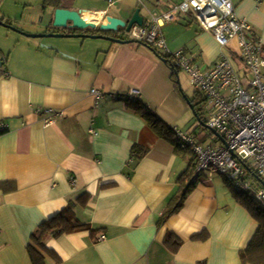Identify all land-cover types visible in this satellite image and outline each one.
<instances>
[{"label":"crops","instance_id":"0c3cea01","mask_svg":"<svg viewBox=\"0 0 264 264\" xmlns=\"http://www.w3.org/2000/svg\"><path fill=\"white\" fill-rule=\"evenodd\" d=\"M231 1L264 53V0ZM179 2L62 0V9L95 25L65 33L133 40L120 37L124 29L99 33L98 24L104 16L129 20L137 9L149 23ZM55 9L43 0L26 21L3 13L0 22L29 34L61 33L51 22ZM159 32L169 52L183 50L196 68L218 59L215 39L187 16ZM181 74L138 42L28 38L0 25V264H31L26 247L33 233L68 206L89 229L45 236V264H241L239 252L257 223L219 174L197 178L181 207L159 223L188 159L148 125L140 108L160 126L196 140L202 135V145L221 144L199 127L185 100L195 103L192 87ZM93 88L106 96L95 101ZM130 89L140 91L138 102L111 97ZM44 110L63 115L45 126ZM167 233L180 243L175 252L164 244Z\"/></svg>","mask_w":264,"mask_h":264},{"label":"built area","instance_id":"2783aa9c","mask_svg":"<svg viewBox=\"0 0 264 264\" xmlns=\"http://www.w3.org/2000/svg\"><path fill=\"white\" fill-rule=\"evenodd\" d=\"M179 15L191 18L219 45L218 59L210 67L196 68L183 50L173 53L167 50L159 27L175 22ZM124 35L149 47L160 58H169L171 68L186 76L190 86L202 97V108L207 115L204 127L215 131L224 141L218 146H206L192 134L172 129L180 146H187L193 152L196 165L192 179L215 172L235 189L264 204V190H255L249 183V175L264 181V53L261 40L245 19L237 17L232 1L180 0L169 11L153 17L144 26L134 25ZM232 42L238 53L229 47ZM225 50L241 65L242 73L237 72ZM89 93L95 101L106 96L94 88ZM111 97L138 102L140 91L130 89L122 96ZM43 113L45 126L63 115L53 110Z\"/></svg>","mask_w":264,"mask_h":264},{"label":"trees","instance_id":"16d2710c","mask_svg":"<svg viewBox=\"0 0 264 264\" xmlns=\"http://www.w3.org/2000/svg\"><path fill=\"white\" fill-rule=\"evenodd\" d=\"M48 3L53 7H55L56 9L63 8L62 0H48ZM161 59L166 63H168L170 69L172 70V74L175 75L178 74V72H176L174 69L171 68L170 66L171 63L169 58L164 59L163 57H161ZM194 94H195V98L193 102L195 103H193V106H194V113L196 115V121L198 122L200 128H202L201 126H203V128H205L208 131V129L204 127L203 125L204 120L201 117V107L203 104L202 97L197 91H195ZM140 109H141L140 110L141 115L146 120L148 125L152 129H154L157 132V134L160 135L164 140L171 143L174 146V151L178 155L188 159V168L178 179V182L180 183L178 195L172 198V200L169 202L168 207L166 208L162 218H160L159 220V223L161 224L164 223V221L170 215H172L181 207L183 200L185 199L186 195L189 193L192 186L194 185V181L197 178L192 179V177H193L196 161L193 152L189 147L180 146L177 139L174 138L175 136L172 129L165 128V126H160L159 120L156 118L154 114L149 113L147 110H145V112L144 111L142 112V108ZM192 135L194 136V134ZM203 175L199 177H202ZM252 176L256 180L260 179L254 175ZM259 190H264V188ZM233 193L235 195L237 202L244 209L248 211L250 216L257 223V229L253 237L251 238L250 242L248 243L247 247L239 252L240 262L241 264H264V209L256 210L253 207L254 202L261 204L262 206H264V204L258 202L250 194L241 190H237L234 187H233ZM87 229H89L88 226L80 224L71 206L62 209L60 212H58L57 214L53 215L48 220L40 224L36 229V231L33 233L31 242L26 247L31 264H45L43 252H46V250L42 243V240L45 236L50 235L54 238H58L64 234H69ZM164 244L168 246V248L172 252H175L180 246L178 240H176L175 237L170 233L166 234L164 239Z\"/></svg>","mask_w":264,"mask_h":264},{"label":"water","instance_id":"95a60500","mask_svg":"<svg viewBox=\"0 0 264 264\" xmlns=\"http://www.w3.org/2000/svg\"><path fill=\"white\" fill-rule=\"evenodd\" d=\"M140 11H141L140 9L135 10V12L133 13V15L131 16L129 20H120V19L113 18L110 16H104L102 22L98 24L97 32L99 33L118 32L120 29H124L125 32H129L130 29L134 25L138 27L144 26L146 23V20H144V17L140 14ZM51 22L54 28L58 30H62L63 32L48 33V34H29L26 32H22L10 25H6L2 22H0V25L3 26L4 28H8L12 30L13 32H16L17 34H21L22 36H25L28 38H69V37L84 38V37H87L91 39L108 40V41L115 42L118 44H129V43L138 42L134 40H120V39H116V38H112V37L104 36V35L66 34L65 31L68 29L83 32L86 29L93 30L95 28L94 24L85 22L80 17L79 11L68 10V9H55ZM185 100L188 103L190 109L194 112L193 104L189 100H187V98H185ZM212 132L219 139V141L222 144H224L223 139L215 131H212ZM257 180L260 182V184L264 188V181H262L261 179H257Z\"/></svg>","mask_w":264,"mask_h":264},{"label":"rangeland","instance_id":"374dc122","mask_svg":"<svg viewBox=\"0 0 264 264\" xmlns=\"http://www.w3.org/2000/svg\"><path fill=\"white\" fill-rule=\"evenodd\" d=\"M42 1L43 0H0V18L3 17L4 16L3 13H5L6 15H8V17L12 16V17H15V19H20V20L23 19V21H26L30 15H32L33 13H36L35 11L38 10V5L40 3H42ZM26 9H29V10L25 11ZM31 12H33V13H31ZM120 37L121 38H124V37L127 38V36L124 34H122V35L120 34ZM229 47L233 51L238 53V49H237L236 44L234 42H232L229 45ZM225 54L231 60L232 65L235 67L237 72L242 73L243 71L241 69V65H239L234 59H232V57L228 54V51L225 50ZM181 75L184 76V74H181ZM249 77H251V76H249ZM243 84H244V82H243ZM190 91H191L192 95L195 96L194 95L195 91L193 90V88H190ZM201 117L203 120H205V118L207 117V115L204 111V108H202V107H201ZM201 137H202V135L199 137L197 135V140H199ZM207 141H209V140H207ZM202 144H203V142H202ZM249 183L255 190H259V189L263 188L262 185L260 184V182H258L251 175H249ZM253 207L256 210L264 209V206H262L261 204H258L256 202H254Z\"/></svg>","mask_w":264,"mask_h":264}]
</instances>
